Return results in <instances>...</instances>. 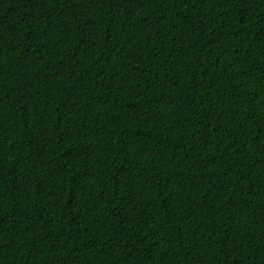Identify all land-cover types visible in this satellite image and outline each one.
Returning a JSON list of instances; mask_svg holds the SVG:
<instances>
[{
  "label": "trees",
  "instance_id": "1",
  "mask_svg": "<svg viewBox=\"0 0 264 264\" xmlns=\"http://www.w3.org/2000/svg\"><path fill=\"white\" fill-rule=\"evenodd\" d=\"M0 264H264V0H0Z\"/></svg>",
  "mask_w": 264,
  "mask_h": 264
}]
</instances>
